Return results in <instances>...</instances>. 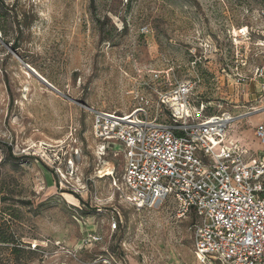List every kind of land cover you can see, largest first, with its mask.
<instances>
[{
    "label": "rangeland",
    "instance_id": "1",
    "mask_svg": "<svg viewBox=\"0 0 264 264\" xmlns=\"http://www.w3.org/2000/svg\"><path fill=\"white\" fill-rule=\"evenodd\" d=\"M260 43L264 0H0V264H202L172 197L125 199V147L102 155L88 107L131 112L184 79L213 112L251 105Z\"/></svg>",
    "mask_w": 264,
    "mask_h": 264
},
{
    "label": "built area",
    "instance_id": "2",
    "mask_svg": "<svg viewBox=\"0 0 264 264\" xmlns=\"http://www.w3.org/2000/svg\"><path fill=\"white\" fill-rule=\"evenodd\" d=\"M197 84L177 80L157 90L156 104L141 96V105L127 113L88 107L93 135L102 155L112 141L125 147L121 181L114 180L131 205L156 208L171 197L177 202V216L190 219L200 263L264 264V160L227 139L235 119L230 112H213L204 99L195 104ZM256 135L264 143V129ZM118 224L114 218L112 227Z\"/></svg>",
    "mask_w": 264,
    "mask_h": 264
},
{
    "label": "crops",
    "instance_id": "3",
    "mask_svg": "<svg viewBox=\"0 0 264 264\" xmlns=\"http://www.w3.org/2000/svg\"><path fill=\"white\" fill-rule=\"evenodd\" d=\"M253 81L257 90L247 83L243 97L250 103L252 100L256 101L251 105H238L232 111H228L235 119L229 126L227 139L238 141L245 146L249 157L264 160V143L256 135L259 128L264 129V107L261 106V103H264V67L260 73H255ZM258 92L261 93L259 96H257ZM235 98L240 99V97ZM258 98L260 100H257Z\"/></svg>",
    "mask_w": 264,
    "mask_h": 264
},
{
    "label": "water",
    "instance_id": "4",
    "mask_svg": "<svg viewBox=\"0 0 264 264\" xmlns=\"http://www.w3.org/2000/svg\"><path fill=\"white\" fill-rule=\"evenodd\" d=\"M39 77L45 82L47 83L49 86H52L48 81H46L43 77H41V75H39ZM53 87V86H52Z\"/></svg>",
    "mask_w": 264,
    "mask_h": 264
},
{
    "label": "bare ground",
    "instance_id": "5",
    "mask_svg": "<svg viewBox=\"0 0 264 264\" xmlns=\"http://www.w3.org/2000/svg\"><path fill=\"white\" fill-rule=\"evenodd\" d=\"M235 33H237V30L235 29ZM262 42V41H261ZM260 44H264V43H260ZM197 257V256H196ZM198 259V258H197Z\"/></svg>",
    "mask_w": 264,
    "mask_h": 264
}]
</instances>
